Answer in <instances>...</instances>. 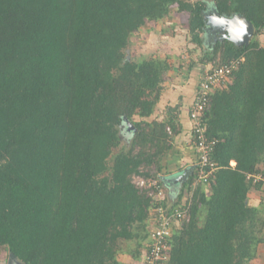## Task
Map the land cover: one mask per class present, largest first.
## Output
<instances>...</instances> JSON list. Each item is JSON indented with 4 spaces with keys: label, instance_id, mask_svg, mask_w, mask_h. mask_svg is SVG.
<instances>
[{
    "label": "trees",
    "instance_id": "1",
    "mask_svg": "<svg viewBox=\"0 0 264 264\" xmlns=\"http://www.w3.org/2000/svg\"><path fill=\"white\" fill-rule=\"evenodd\" d=\"M212 2L255 33L248 46L217 41L200 60L244 62L208 102L220 168L208 187L192 188L195 174L182 184L190 220L176 226L166 264H252L264 244V213L249 204L263 183L248 179L264 173V0ZM175 7L202 48L207 0H0V251L19 264L142 261L153 202L134 178L163 184L160 162L179 131L157 120L167 56L125 52Z\"/></svg>",
    "mask_w": 264,
    "mask_h": 264
},
{
    "label": "built area",
    "instance_id": "2",
    "mask_svg": "<svg viewBox=\"0 0 264 264\" xmlns=\"http://www.w3.org/2000/svg\"><path fill=\"white\" fill-rule=\"evenodd\" d=\"M243 62L244 59L239 58L222 65L209 66L202 76L190 109L193 145L196 151V161L193 166L195 179L192 188L197 185L208 187L220 168L212 160L218 140L207 136V125L203 116L208 109V102L212 93L227 84ZM248 179L253 180L254 184L264 183L263 173L250 175ZM134 183L153 202L149 213L151 230L141 264H166L170 259L171 240L176 226L190 220L189 210L193 193L190 192V196L184 203L171 207L165 202L164 188L159 178L147 179L137 176L134 178Z\"/></svg>",
    "mask_w": 264,
    "mask_h": 264
},
{
    "label": "crops",
    "instance_id": "3",
    "mask_svg": "<svg viewBox=\"0 0 264 264\" xmlns=\"http://www.w3.org/2000/svg\"><path fill=\"white\" fill-rule=\"evenodd\" d=\"M166 20L167 19H164L163 21ZM154 25H156V22H150L139 32L135 33L131 39L133 44L136 41L138 42V44H141L143 38H147V40L151 41L157 38L158 35L160 36L162 33H159L157 30H152L153 27L156 28ZM160 37L162 39L160 42L166 44L167 39L169 38V34L166 33L164 35H161ZM258 40L261 45L264 46V33H261V35L258 37ZM156 50L157 48L152 51L156 52ZM208 66L211 65L209 64L204 67L207 69ZM196 69L197 68L195 67L194 70ZM174 73L175 70L173 71V69L168 73V79L163 85L164 92L161 95V102L165 103L164 105L159 104L157 112L158 121L162 122L167 118H173L175 119V122L178 123L177 131H179V133L173 136L171 141V149L167 153L166 157H164V159H161L160 162L162 170L160 172L161 174L159 175H161L163 178L165 202L171 207L184 203L191 194L188 191L189 194L188 192H185L184 195L181 196L183 183H175L174 180L177 177L181 176L185 172V170L193 167L196 161V151L193 146L192 137V123L189 119V113L191 106L195 100L198 86L202 79V76H199V74L195 75L194 72L193 74L196 77V81L190 82L192 83L190 85H181L177 81L178 79H175ZM191 81H193V79ZM227 84H224L220 89L225 88ZM170 100H172L173 103H170ZM168 107H170V109H166ZM231 165L232 167H235L236 163L232 162ZM262 166L264 165L260 166L261 171L264 169ZM193 171L188 179L193 175ZM195 187L196 186H194V188ZM207 192L209 194V191ZM263 193L264 183L261 188L254 189L250 192L249 204L253 207H258L261 210ZM252 264H264V244L259 245L257 257L252 261Z\"/></svg>",
    "mask_w": 264,
    "mask_h": 264
},
{
    "label": "rangeland",
    "instance_id": "4",
    "mask_svg": "<svg viewBox=\"0 0 264 264\" xmlns=\"http://www.w3.org/2000/svg\"><path fill=\"white\" fill-rule=\"evenodd\" d=\"M207 5L208 9L206 10V14H208L209 17H213L217 11L216 6L212 2V0H207ZM177 10L178 8L175 7L173 9L172 18H169L166 21L157 22L156 25H154L156 28H152V30H157L159 33H162L161 35H164L166 33L169 34V38L167 39L166 43L167 45L160 42L162 40L160 37L161 35H158L157 38L151 41L147 40V38H143L141 44H138L137 41L134 42V44L132 42L130 47L126 50L125 55L127 58H132L139 61L154 58L156 54L157 57L167 56V60L170 61V64L173 67L171 68V70H175V79H178L177 81L181 85H190L192 84L190 82L196 81L195 75L199 74V76H203L206 68L202 64H200V60L205 58L207 54H211V47L217 41H222L224 38H226L227 30L224 29L223 31H220V33L216 32L214 26L207 23L205 31L202 35L205 44L202 48H200L197 45L189 42L188 40L187 25L189 15L187 13H179V11ZM174 25L177 26L175 27ZM217 34H219L218 37L220 38V40H217ZM155 48H157L156 52L152 51ZM215 58V62L210 64L211 66L219 65L218 56H216ZM195 67L197 68L196 70H194ZM207 68H209V66ZM194 72L195 75L193 74ZM192 79L193 81H191ZM169 102L173 103L172 100H170ZM164 103L165 102H161L160 104L164 105ZM166 109H170V107ZM126 131L130 136L131 130L129 128H126ZM262 167L264 168V166ZM261 210L264 213V204L262 205ZM136 245L137 243L130 244V246L132 247V251H136ZM141 251L144 255L145 249H141ZM121 260H123L124 264H141V260L137 261L133 258L132 255H123L121 257ZM8 261V254L5 251H0V264H8Z\"/></svg>",
    "mask_w": 264,
    "mask_h": 264
},
{
    "label": "water",
    "instance_id": "5",
    "mask_svg": "<svg viewBox=\"0 0 264 264\" xmlns=\"http://www.w3.org/2000/svg\"><path fill=\"white\" fill-rule=\"evenodd\" d=\"M206 24H212L216 32L223 31L224 29L227 30V36L224 39H229L237 46H248L254 36L255 30L254 26L250 21H248L244 16L236 14L233 17L222 16L216 11L213 17H209L206 14ZM243 24L244 30L240 33L235 31L236 28H239L240 25ZM128 128L133 130L134 127L131 123L127 122ZM194 170L193 167L185 170V172L177 177L174 181L175 183H185L188 177L192 174ZM8 264H19L15 255L11 253L9 255Z\"/></svg>",
    "mask_w": 264,
    "mask_h": 264
},
{
    "label": "snow or ice",
    "instance_id": "6",
    "mask_svg": "<svg viewBox=\"0 0 264 264\" xmlns=\"http://www.w3.org/2000/svg\"><path fill=\"white\" fill-rule=\"evenodd\" d=\"M243 30H244V26H243V24H241L239 28H236V29H235V31H236L237 33H240V32H242Z\"/></svg>",
    "mask_w": 264,
    "mask_h": 264
},
{
    "label": "flooded vegetation",
    "instance_id": "7",
    "mask_svg": "<svg viewBox=\"0 0 264 264\" xmlns=\"http://www.w3.org/2000/svg\"><path fill=\"white\" fill-rule=\"evenodd\" d=\"M218 36H219V34H217V38H218L217 40H220V38Z\"/></svg>",
    "mask_w": 264,
    "mask_h": 264
}]
</instances>
